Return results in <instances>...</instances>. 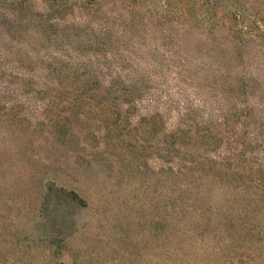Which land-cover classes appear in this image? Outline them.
<instances>
[{
	"label": "trees",
	"instance_id": "16d2710c",
	"mask_svg": "<svg viewBox=\"0 0 264 264\" xmlns=\"http://www.w3.org/2000/svg\"><path fill=\"white\" fill-rule=\"evenodd\" d=\"M111 1L135 18L107 27L94 16L105 0H0L1 107L35 105L66 143L74 117L99 119L106 138L150 149L166 164L172 231L264 235V61L235 60L225 44L191 45L193 24L174 27L233 24L243 6L167 0L149 14L143 5L157 0ZM52 203L54 216L88 206L56 186L43 195L44 211Z\"/></svg>",
	"mask_w": 264,
	"mask_h": 264
},
{
	"label": "rangeland",
	"instance_id": "374dc122",
	"mask_svg": "<svg viewBox=\"0 0 264 264\" xmlns=\"http://www.w3.org/2000/svg\"><path fill=\"white\" fill-rule=\"evenodd\" d=\"M164 1L143 10L150 14ZM230 1L243 6L233 24L174 27L193 24L184 38L191 45L225 44L235 60L264 61V0ZM103 6L94 16L107 27L122 28L135 18L120 1ZM244 19L252 26L248 35ZM43 113L25 105L7 114L0 105V264H264V235L172 231L166 164L150 149L106 138L99 119L74 117L76 135L66 143ZM88 127L102 134L89 136ZM52 186L81 193L88 206L54 216L52 203L44 211L43 195ZM212 199L215 204V193Z\"/></svg>",
	"mask_w": 264,
	"mask_h": 264
}]
</instances>
